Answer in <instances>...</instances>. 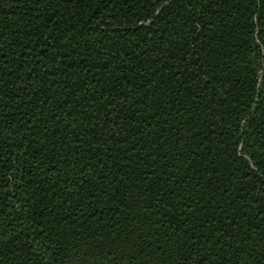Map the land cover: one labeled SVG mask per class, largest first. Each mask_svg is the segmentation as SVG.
I'll return each mask as SVG.
<instances>
[{
  "label": "trees",
  "instance_id": "1",
  "mask_svg": "<svg viewBox=\"0 0 264 264\" xmlns=\"http://www.w3.org/2000/svg\"><path fill=\"white\" fill-rule=\"evenodd\" d=\"M0 264H264V0H0Z\"/></svg>",
  "mask_w": 264,
  "mask_h": 264
}]
</instances>
